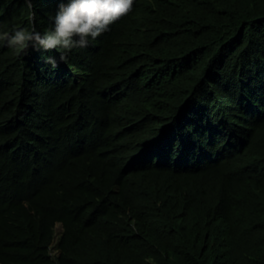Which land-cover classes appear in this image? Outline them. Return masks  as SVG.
I'll return each instance as SVG.
<instances>
[{
    "label": "trees",
    "instance_id": "16d2710c",
    "mask_svg": "<svg viewBox=\"0 0 264 264\" xmlns=\"http://www.w3.org/2000/svg\"><path fill=\"white\" fill-rule=\"evenodd\" d=\"M26 51L0 44V264H264V0H134Z\"/></svg>",
    "mask_w": 264,
    "mask_h": 264
},
{
    "label": "clouds",
    "instance_id": "9594fccd",
    "mask_svg": "<svg viewBox=\"0 0 264 264\" xmlns=\"http://www.w3.org/2000/svg\"><path fill=\"white\" fill-rule=\"evenodd\" d=\"M133 3L134 0H59L55 14L50 16L51 27L47 30L41 32L20 27L9 30L0 24V44L13 47L17 55H26L30 47L38 51L57 50L63 60L73 49L87 47L107 31L111 24L131 10ZM45 61L53 69L59 66L55 56H46Z\"/></svg>",
    "mask_w": 264,
    "mask_h": 264
},
{
    "label": "rangeland",
    "instance_id": "374dc122",
    "mask_svg": "<svg viewBox=\"0 0 264 264\" xmlns=\"http://www.w3.org/2000/svg\"><path fill=\"white\" fill-rule=\"evenodd\" d=\"M56 230H57V233L59 234V232H61V230H62V226H61V224L59 223V224H57V226H56ZM57 251H53V254H55Z\"/></svg>",
    "mask_w": 264,
    "mask_h": 264
}]
</instances>
